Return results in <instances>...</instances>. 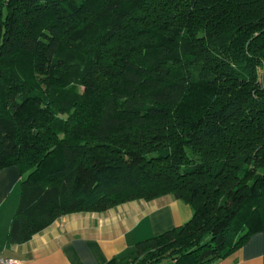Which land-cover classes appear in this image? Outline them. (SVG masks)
Segmentation results:
<instances>
[{
	"label": "trees",
	"instance_id": "16d2710c",
	"mask_svg": "<svg viewBox=\"0 0 264 264\" xmlns=\"http://www.w3.org/2000/svg\"><path fill=\"white\" fill-rule=\"evenodd\" d=\"M257 70L264 0H0V169L21 176L8 242L164 194L192 215L131 264H212L264 231Z\"/></svg>",
	"mask_w": 264,
	"mask_h": 264
},
{
	"label": "crops",
	"instance_id": "0c3cea01",
	"mask_svg": "<svg viewBox=\"0 0 264 264\" xmlns=\"http://www.w3.org/2000/svg\"><path fill=\"white\" fill-rule=\"evenodd\" d=\"M21 176L15 165L0 169V257L20 264H123L134 244L186 223L191 207L171 194L127 200L104 210L71 212L20 244L8 242ZM212 264H264V231Z\"/></svg>",
	"mask_w": 264,
	"mask_h": 264
},
{
	"label": "rangeland",
	"instance_id": "374dc122",
	"mask_svg": "<svg viewBox=\"0 0 264 264\" xmlns=\"http://www.w3.org/2000/svg\"><path fill=\"white\" fill-rule=\"evenodd\" d=\"M257 72H258V75H257L258 79H259L260 81H262V76H264V71H262V70H257ZM72 82H73V81H72ZM72 82H71L69 85H75L79 92H82V91H83L84 87H83L82 85H80V84H76L75 82L72 83ZM125 260H126L129 264H131V262H130V261H131V257H130V256H127ZM126 261H125L123 264H126Z\"/></svg>",
	"mask_w": 264,
	"mask_h": 264
},
{
	"label": "built area",
	"instance_id": "2783aa9c",
	"mask_svg": "<svg viewBox=\"0 0 264 264\" xmlns=\"http://www.w3.org/2000/svg\"><path fill=\"white\" fill-rule=\"evenodd\" d=\"M0 264H20V261L12 257H0Z\"/></svg>",
	"mask_w": 264,
	"mask_h": 264
}]
</instances>
